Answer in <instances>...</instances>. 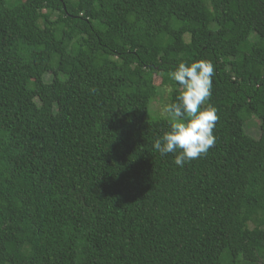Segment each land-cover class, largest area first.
<instances>
[{
	"label": "trees",
	"instance_id": "1",
	"mask_svg": "<svg viewBox=\"0 0 264 264\" xmlns=\"http://www.w3.org/2000/svg\"><path fill=\"white\" fill-rule=\"evenodd\" d=\"M201 59L179 167L149 103ZM0 264H264V0H0Z\"/></svg>",
	"mask_w": 264,
	"mask_h": 264
},
{
	"label": "clouds",
	"instance_id": "2",
	"mask_svg": "<svg viewBox=\"0 0 264 264\" xmlns=\"http://www.w3.org/2000/svg\"><path fill=\"white\" fill-rule=\"evenodd\" d=\"M180 91L176 101L167 104L163 113L169 119V129L154 141V149L162 156L174 154L173 163H185L206 154L216 143L213 130L218 116L206 102L211 96L214 65L209 60L180 62L170 74Z\"/></svg>",
	"mask_w": 264,
	"mask_h": 264
},
{
	"label": "rangeland",
	"instance_id": "3",
	"mask_svg": "<svg viewBox=\"0 0 264 264\" xmlns=\"http://www.w3.org/2000/svg\"><path fill=\"white\" fill-rule=\"evenodd\" d=\"M154 83L159 86L160 84V78L158 76H154ZM168 91L169 87H159L158 88V93L156 94L155 97H153L149 103V110L150 114L153 116H166L163 113V108L165 105L168 104ZM248 126L246 128L247 132L253 136V137H258L259 135V129H258V124L259 121L257 120L256 117H249L247 119Z\"/></svg>",
	"mask_w": 264,
	"mask_h": 264
}]
</instances>
